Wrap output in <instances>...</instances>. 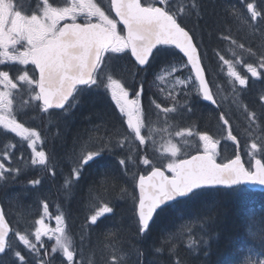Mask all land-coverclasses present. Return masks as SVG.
Wrapping results in <instances>:
<instances>
[{
    "label": "trees",
    "instance_id": "16d2710c",
    "mask_svg": "<svg viewBox=\"0 0 264 264\" xmlns=\"http://www.w3.org/2000/svg\"><path fill=\"white\" fill-rule=\"evenodd\" d=\"M254 1L258 9L264 8V0ZM197 2L200 6L199 17L196 10L191 9L193 0H174L176 10L180 7L186 9L182 14V26L195 34L200 55H205L202 63L218 107L202 101L189 67L184 66L180 72L193 78L196 86L194 90H184L183 98L177 100V97L174 103L177 112L169 113L167 117L155 108L154 100L166 107L157 96V87L152 84L155 73L164 64L187 65L170 46L160 47L161 51L156 54V58L144 69L137 67L129 53L114 54L119 58L108 61L110 73L114 79L126 82L132 96L143 83L141 108L148 117L149 125L160 134L165 136L182 129L194 132L192 139L183 138L177 142L181 149L178 154L180 159L201 150L194 139L198 137L196 133L207 134L208 128L219 130L220 124L225 127L220 120L222 113L229 120L232 133L239 142L238 150L243 156L248 144L264 136V102L261 104L260 101L261 93L264 94V68L260 69L262 75L259 79H249L248 84L242 87L227 76L220 56L228 60L240 59L252 65L258 63L256 57L264 53V21L254 24L255 27L245 21L238 14L244 6L239 0ZM222 34L231 39L224 40ZM198 37L202 44L198 43ZM232 40L236 43L233 44ZM241 44L243 48L239 47ZM242 74L249 75L243 69ZM17 100L18 119L39 131L43 139L42 149L48 158L46 166L32 165L22 150L19 156H13V162L16 163L13 167H24L26 170L18 171L15 175L7 173V179L0 180V204L12 228L9 241L15 250L21 251L26 257L27 264H36V259L19 241L16 233L30 237L36 227V218L45 214L41 212L45 204L48 205V212L55 214V217L62 216L60 226L71 239L74 259L78 264H112L113 255L119 258L120 264H239L253 252L258 253L261 237H264V191H253L243 185L235 190L209 189L199 200L165 208L156 216L151 231L140 236L134 211L133 197L137 198L135 182L138 175L145 174L151 167L140 164L139 158L147 156L154 165L164 168L166 155L159 149L160 145L141 146L132 137L125 117L116 108L110 94H104L102 89L99 93L84 95L75 109L59 117L57 114L60 111H51V115L42 113L36 101L26 104V92H19ZM19 107L25 110L22 108V112L18 113ZM250 111L257 114V123L251 128L247 119V112ZM178 121L183 123L179 124ZM259 125L262 127L259 128ZM4 134L0 130V147L4 143L6 148L15 139L12 135ZM209 134L216 133L211 131ZM220 140L226 144L222 146L217 160L224 162L235 154L237 146L227 140V136ZM121 141H125L123 147L119 146ZM102 143H110L111 151H105L94 163L82 167L77 180L73 176V169L79 167L78 160L88 150L100 148ZM121 159L128 162L127 171L119 163ZM35 180L40 183H30ZM66 181L70 183L66 184ZM104 203L113 207V213L91 224L89 217ZM209 208L213 210L211 215L215 217V222L208 225L211 239L208 246H204L200 242L204 232L198 217L206 214ZM181 225H186L182 231ZM250 228L257 233L255 238L250 235ZM53 240H45L44 248H41L43 254L40 255L45 259L48 258L44 256L45 250L49 256H53L50 254ZM173 245L175 255L169 252ZM156 248H161V251L157 252ZM0 260L3 264H12L13 260L20 264L12 252L0 254ZM61 262L67 264L64 257L55 259V264Z\"/></svg>",
    "mask_w": 264,
    "mask_h": 264
},
{
    "label": "snow or ice",
    "instance_id": "6c2138e0",
    "mask_svg": "<svg viewBox=\"0 0 264 264\" xmlns=\"http://www.w3.org/2000/svg\"><path fill=\"white\" fill-rule=\"evenodd\" d=\"M241 2L246 5L253 24L264 21V8L258 10L257 6L248 0ZM191 9H195L199 17L200 6L197 0H193ZM110 10L115 13V17L105 10L99 0H27V3L26 0H0V66H3V70H0V85H3V90H0V125L28 141V147L33 152L32 165L46 166L48 158L45 151L36 148L37 141L40 140L39 134L24 127L13 115L14 90L22 91L24 85L28 86L31 94L30 100L25 101L26 104L36 101L40 111L49 115L50 110L58 109V117L75 109L84 95L99 93L102 89L104 94H110L120 114L126 117L127 127L139 144L143 146L148 141L155 143L151 130L147 136L143 134V130L149 127V121L139 107V101L129 99L126 82L114 79L110 73L108 61L119 58L114 54L128 55L130 52L136 64L143 68L161 51L158 46L174 45L183 57L187 58V65L191 66L195 74V80L199 84L198 94L204 101L217 103L205 78L195 34H190V31L182 26V14L186 10L184 7L176 10L174 0H111ZM118 24L123 25L119 31ZM223 39L230 40L231 37L224 35ZM232 43L235 44L236 41L232 40ZM239 47L243 48L244 45ZM220 59L228 66V75L234 78V83L238 82L242 87L248 84V78L234 69L231 60L222 55ZM21 65L32 67L21 68ZM246 67L252 77L259 78L262 75L252 64H247ZM259 68H264V53L260 55ZM172 71L176 72L178 69L173 68ZM10 72L13 75L10 76ZM143 90L141 83L135 95L140 97ZM168 95L172 96V92L169 91ZM260 101L264 102V94L260 96ZM153 103L165 117L169 113L177 112L175 104L162 107L155 100ZM188 110L191 111L190 108ZM247 119L251 128L257 123V114L254 111L247 112ZM220 120L228 128L227 140L232 141L239 149L237 137L233 135L229 120L223 113ZM193 134L191 129H182L177 131L175 136L183 138ZM196 134L202 142L203 151L191 155L190 158L180 159L178 154L181 149L171 139L161 145L160 150L171 157L165 165L167 172L171 173L170 176L154 165L147 156L139 158L140 164L151 167L147 175H139L138 200L133 197L137 231L140 236H145L151 231L156 216L165 208L199 200L211 188L224 186L226 189L235 190L241 185L264 186V136L251 142L247 154L254 163L250 162V166L246 167L241 161L239 150L233 159L226 163H217V146L220 141L214 140L206 133ZM124 143L125 141H121L119 146L123 147ZM105 151H111L110 143H102V146L94 151L88 150L86 155L78 160L79 167L73 169V176L78 180L82 167L94 163ZM3 159H9V153L5 152ZM119 163L127 171L128 162L121 159ZM15 171L17 169L6 167L5 163L0 162V180L7 179L6 173ZM30 183L36 185L40 181ZM68 183L70 182L66 181V184ZM44 211L48 212L47 204L44 205ZM113 211L109 203H104L89 217V221L94 225L101 217ZM212 211L209 208L206 214L198 217L204 232L200 242L204 246H208L211 239L208 225L215 222ZM55 219L58 226L53 230L43 224V218L36 221L40 227H37L34 233L35 243L26 234L17 232L16 236L35 257L36 264H55V257L49 256L47 250L44 252L47 259L40 255V248H44L41 237L49 235L51 231L55 235L52 253L60 251L67 264H78L74 259L71 241L64 235V229L60 226L63 222L62 216L57 215ZM184 227L186 225L180 226L181 231ZM249 232L253 238L257 236L251 228ZM9 233V225L5 221L4 213L0 211V254L7 255L12 252L20 264H27L26 257L10 243ZM51 238L52 235H49V239ZM260 244L258 253L253 252L245 259L244 264H264V258H257L264 257V237H261ZM155 250L160 252L161 248ZM169 252L176 254L174 245ZM0 264H3L2 260ZM12 264H16V260H13ZM112 264H120L115 255L112 257Z\"/></svg>",
    "mask_w": 264,
    "mask_h": 264
},
{
    "label": "rangeland",
    "instance_id": "374dc122",
    "mask_svg": "<svg viewBox=\"0 0 264 264\" xmlns=\"http://www.w3.org/2000/svg\"><path fill=\"white\" fill-rule=\"evenodd\" d=\"M239 1H241V0H239ZM251 3H254L257 6V3L254 0L251 1ZM242 10H244V11H242ZM238 14L240 16L242 15L243 16V19L245 21L249 22L251 25H253V27H255V25L250 21V14L247 12V8H246V5L245 4H244L243 8L241 9V11H238ZM198 43L202 44L201 39L199 37H198ZM259 58H260V56L259 57L258 56L256 57L257 60H259ZM201 59H202V61H205V55H204V53L201 55ZM231 61L233 63L234 69L240 75L247 77L248 80L249 79H259L260 78V77L259 78H256V77H252L251 76V73L248 72L247 67H246V65L248 63H244L240 59H235V60H231ZM222 64L224 66V70H225V73L227 74V76L229 78H231V79H234L233 77H230L228 75V66L225 65L223 63V61H222ZM253 66L254 67H257L258 72L261 73V70L260 69H262V68H259V62L256 63ZM173 68L178 69V71L173 72L172 71ZM183 68H184V65L182 63H180L178 65L177 64H171V63H169V64H166V65L165 64L162 65V67H160V69L158 70V72L155 73L154 83H152V84L155 87H157V96L159 97L160 100H163V104L166 107H170L171 105L173 106V104L175 103V100H176V99L174 100L173 97H175V98L178 97L177 100H181L183 98V95H184L182 93V92H184V90L185 91H191V90L193 91L194 88L196 87L195 86V82L193 81V78L190 75H186V74H183V73L180 72ZM242 69L245 70L249 75L242 74ZM262 71H264V70H262ZM178 81H181L182 83H178ZM24 87L25 88H28L27 85H24L23 88ZM161 89H163V91ZM0 90H3V85H0ZM137 91H139V89ZM169 91L172 92V96H169L168 95V92ZM14 93H15V98H14V106H13L14 107L13 115L16 116L17 121L19 123H22L18 119L19 117H18V114L16 113V109H17L16 107H17V105L15 104V103H18L17 97H18V94H19V90H18V92H16V90H14ZM30 95L31 94L28 91L26 93V98L28 99V101L30 100ZM129 99H137L139 101V107L141 108V96L140 97H137L136 95H133L132 96L130 94V92H129ZM31 102H33V101H31ZM114 104H115V102H114ZM19 108L20 109L18 110V113L19 112H22V108L23 107H19ZM23 110H25V109L23 108ZM125 120H126V117H125ZM22 124L24 125V127L29 128V129H31L33 131H36L39 134L40 140L37 141L36 148H37V150H43L42 149L43 139H42V136L39 133V131L37 129H35V128H32V127H29V126L25 125L24 123H22ZM151 126L152 125H149L148 128L144 129L143 130V134L147 136L149 134V131L151 130L152 131L153 139L155 140V143H153L152 141H148L146 143V145H149V146H152V147H153V145H160V148L159 149H161V145L162 144H166L169 139H171V141L173 143H176L177 144V142L180 141L183 138L186 139V140L187 139L189 140V139H192V137H193V136H187V135H185L183 138H180V137H176L175 136V133H169L168 135L165 134V136H163L162 134H160L158 132L157 129H155V128L151 127ZM152 129H155V130H152ZM0 130H2L5 133L4 135H6V136L12 135V137H14V139L17 140L16 141V144L17 145L14 144L15 143V140H14V142L8 143L7 144L8 146L6 148H5L6 145L3 143V145L0 147V162L5 163V166L6 167L11 166L12 168H14L13 165L16 164V163L13 162V156H15L17 154L19 156L20 151H22V150H23V155L27 156L28 163L31 162V159H32V156H33V152H32V149L28 147V141L26 139H24L23 137L17 136L15 133H12L11 131H9L7 129H4L2 125H0ZM211 131H213L216 134L215 135L209 134V132H211ZM161 133H164V132H161ZM207 134L209 136H211L214 140H219L220 141V144L217 146V156H219V154H221L222 146L226 144L224 141H221L220 140V138L224 139V137L227 136V130H226V128H224L220 124V129L219 130H216V129L214 130V129L208 128V133ZM131 135H132V137L135 138V136H134V134L132 132H131ZM156 137H157V139H156ZM194 139L196 140V142H198V144L200 146V149L203 150L202 142L199 141V137H194ZM249 146H250V144H248L246 146V148H245L246 152H245V154H243V157H244L245 161H247L248 165L250 166V162H254V161H251V158L247 154L248 151H249ZM5 152L9 153V159H7V160L3 159ZM163 155H166V157H165V165H166L169 162V160L171 159V157L167 153H163ZM165 165H164V169L166 170ZM40 166L43 167L44 165H40ZM14 169H17V168H14ZM25 170L26 169L24 167L18 168L17 171L13 172L12 174L15 175L18 171L21 172V171H25ZM41 212L45 213L44 210H41ZM54 217H55V214H52V213L48 212V213L42 214L39 217V219L36 218V221L37 220H40L41 218H43V224L49 230H53V229H56L57 226H58L57 225V221H56V219ZM37 227H40V225H37L36 224V227L33 229V232H32V234L29 237L34 243H35L34 233H35V230H36ZM49 235H52V238L51 239H54L53 241H54V245H55V235L52 234L51 231L49 232ZM49 235H44V236L41 237V241L43 242V244H44L45 240H48L49 239ZM64 235L71 241V239H70L69 235L67 234L66 230H64ZM71 245H72V243H71ZM53 246H52V248H53ZM38 247H39V245H38ZM52 248H50V254L53 255L56 260L59 257H63V254L60 251H57L56 253L53 254L52 253ZM40 254L41 255L43 254L41 252V248H40ZM244 261H245V259L242 260L239 264H244Z\"/></svg>",
    "mask_w": 264,
    "mask_h": 264
},
{
    "label": "water",
    "instance_id": "95a60500",
    "mask_svg": "<svg viewBox=\"0 0 264 264\" xmlns=\"http://www.w3.org/2000/svg\"><path fill=\"white\" fill-rule=\"evenodd\" d=\"M110 3H111V0H110ZM113 13V15L115 16V13L114 12H112ZM118 19V18H117ZM120 26H121V28H123V25H121V24H119ZM186 29V28H185ZM187 30V29H186ZM191 34V33H190ZM164 46H171L172 48H174L182 57H183V54L182 53H180L179 52V50L178 49H176L175 47H174V45H164ZM158 47H162V46H158ZM130 53V52H129ZM198 54H199V56H200V51H199V48H198ZM130 56H131V54H130ZM132 59H133V61H134V63L136 64V62H135V59L133 58V57H131ZM184 59H185V61L187 62V58L186 57H183ZM200 58H201V56H200ZM202 61V60H201ZM137 65V64H136ZM147 66V65H146ZM146 66H143V68H141V66H139V65H137V67L138 68H141V69H144ZM188 67L190 68V70H191V72H192V74H193V76H194V78H195V74H194V72L192 71V69H191V66L190 65H188ZM202 67L204 68V66H203V64H202ZM205 78H206V80L208 81V79H207V76H206V72H205ZM198 83V82H197ZM208 83H209V81H208ZM209 86H210V84H209ZM198 87H199V84H198ZM211 88V87H210ZM212 90V89H211ZM201 98H202V96H201ZM203 100V99H202ZM204 101V100H203ZM205 103H207V104H210V105H212V106H214V107H217V103L216 104H212L211 102H209V101H204ZM53 111H60V110H58V109H53ZM200 152H202V151H200ZM198 152H196V153H193V154H191V155H195V154H197ZM191 155H189V156H187V157H185V158H190V156ZM235 157V156H234ZM233 157V158H234ZM232 158V159H233ZM184 159V158H183ZM241 161H242V163H244V161H243V159H242V157H241ZM217 163H219V162H217ZM224 163H226V162H224ZM245 164V163H244ZM246 166V165H245ZM161 170L162 171H164L162 168H161ZM151 171V170H150ZM149 171V172H150ZM148 172V173H149ZM147 173V174H148ZM147 174H145V175H147ZM165 174H166V172H165ZM167 175V174H166ZM170 176V175H169ZM138 180H139V177L137 178V181H136V190H137V195H138V197H139V190H138V187H137V183H138ZM244 186H246L248 189H250V190H254V191H264V186H259V185H244ZM215 188H223V189H226L224 186H217V187H215ZM0 211H2L3 213H4V211H3V208H2V206H1V204H0ZM4 216H5V214H4ZM5 221H6V223H8V225H9V229H10V233H11V231H12V228H11V226H10V224H9V222H8V220H7V218H6V216H5ZM10 233H9V235H10Z\"/></svg>",
    "mask_w": 264,
    "mask_h": 264
},
{
    "label": "flooded vegetation",
    "instance_id": "af4514ba",
    "mask_svg": "<svg viewBox=\"0 0 264 264\" xmlns=\"http://www.w3.org/2000/svg\"><path fill=\"white\" fill-rule=\"evenodd\" d=\"M99 2L102 4V6L105 8V10L106 11H108V12H110V15L112 16V17H114V15H113V13L111 12V10H110V0H99ZM26 3H27V0H26ZM80 18H78V20H79ZM117 27H118V31L121 29V27H120V25L118 24L117 25ZM19 67H21V68H23V67H32V66H19ZM0 70H3V66H0ZM11 75H13V73L12 72H10V76ZM16 92H18V90H16ZM19 92H28V88H23V90L22 91H19ZM15 104H17V103H15Z\"/></svg>",
    "mask_w": 264,
    "mask_h": 264
},
{
    "label": "bare ground",
    "instance_id": "6f19581e",
    "mask_svg": "<svg viewBox=\"0 0 264 264\" xmlns=\"http://www.w3.org/2000/svg\"><path fill=\"white\" fill-rule=\"evenodd\" d=\"M234 3H236V2H234ZM234 3H233V4H234ZM238 3H239V2H238ZM238 3H237V4H238ZM237 4H236V5H237ZM238 6H239V5H238ZM235 7H236V6H235ZM235 9H236V8H235ZM232 13H233V12H232ZM235 13H236V12H235ZM235 15H237V14H235ZM240 20H241V18H240ZM239 22H241V21H239ZM239 22H238V23H239ZM239 24H240V23H239ZM222 35H223V34H222ZM223 36H224V35H223ZM223 46H224V45H223ZM254 46H255V45H254ZM227 47H228V46H227ZM230 47H231V46H230ZM223 48H224V47H223ZM217 49H218V48H217ZM222 51H223V50H222ZM218 54H220V53H218ZM250 55H251V54H250ZM217 56H218V55H217ZM251 57H252V56H251ZM208 60H209V59H208ZM253 60H255V59H253ZM156 65H157V64H156ZM154 67H155V66H154ZM210 71H211V70H210ZM146 72H147V71H146ZM146 72H145V73H146ZM136 73H137V72H136ZM150 77H151V76H150ZM257 92H258V91H257ZM253 95H254V94H253ZM261 95H262V93H261ZM253 97H255V96H253ZM258 98H259V97H258ZM258 100H259V99H258ZM255 101H257V100L255 99ZM255 103H256V102H255ZM261 104H262V102H261ZM261 104H260V105H261ZM258 107H259V106H258ZM261 107H263V106H261ZM263 108H264V107H263ZM209 109H210V108H209ZM209 109H208V110H209ZM182 111H183V110H182ZM209 111H210V110H209ZM216 112H217V111H216ZM215 114H216V113H215ZM175 115H176V114H175ZM171 116H172V115H171ZM216 116H217V115H216ZM232 116H234V115H231V117H232ZM149 117H150V116H149ZM238 117H239V116H237L236 119H237ZM174 119H175V118H174ZM186 119H187V118H186ZM186 119H185V120H186ZM233 119H234V118H233ZM233 119H232V120H233ZM176 120H177V118H176ZM236 121H238V120H236ZM178 122H179V121H178ZM180 122H181V121H180ZM180 122H179V124H180ZM181 123H183V122H181ZM261 127H262V126H261ZM261 127H260V125H259V128H261ZM255 130H256V129H255ZM261 130H262V129H261ZM240 132H241V131H240ZM243 133H245V132H243ZM256 133H257V132H256ZM261 133H262V132H261ZM239 135H240V134H239ZM241 135H242V134H241ZM249 136H250V135H249ZM252 137H254V136H252ZM155 158H157V157L155 156ZM158 158H159V157H158ZM160 160H161V159H160ZM111 248H112V247H111ZM116 248H117V247H116ZM113 249H114V248H113ZM107 250H108V249H107ZM109 250H110V248H109ZM119 250H120V249H119ZM110 252H111V251H110ZM108 256H109V255H108ZM120 258H121V257H120ZM126 260L128 261V258H127ZM242 260H243V259H242ZM111 263H112V262H111ZM120 263H121V262H120ZM128 264H129V263H128Z\"/></svg>",
    "mask_w": 264,
    "mask_h": 264
}]
</instances>
